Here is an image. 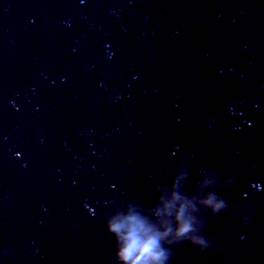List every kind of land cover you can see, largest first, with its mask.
Here are the masks:
<instances>
[{
	"label": "water",
	"instance_id": "95a60500",
	"mask_svg": "<svg viewBox=\"0 0 264 264\" xmlns=\"http://www.w3.org/2000/svg\"><path fill=\"white\" fill-rule=\"evenodd\" d=\"M174 184L170 264H264V0H0V264H120Z\"/></svg>",
	"mask_w": 264,
	"mask_h": 264
},
{
	"label": "clouds",
	"instance_id": "9594fccd",
	"mask_svg": "<svg viewBox=\"0 0 264 264\" xmlns=\"http://www.w3.org/2000/svg\"><path fill=\"white\" fill-rule=\"evenodd\" d=\"M177 186L174 184L167 196L159 197L154 209L156 219L131 205L108 218L106 227L114 237L116 257L120 264H170L171 248L165 245L185 240L200 246L202 250L208 247L204 237L192 235L196 218L189 209L195 211L196 203L179 193ZM199 203L211 206L213 212L226 206L213 193H209Z\"/></svg>",
	"mask_w": 264,
	"mask_h": 264
}]
</instances>
